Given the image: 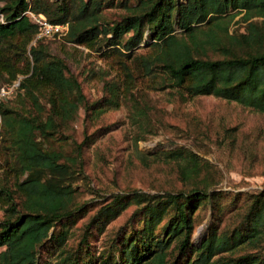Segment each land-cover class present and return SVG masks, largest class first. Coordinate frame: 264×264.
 <instances>
[{
  "label": "trees",
  "instance_id": "obj_1",
  "mask_svg": "<svg viewBox=\"0 0 264 264\" xmlns=\"http://www.w3.org/2000/svg\"><path fill=\"white\" fill-rule=\"evenodd\" d=\"M86 3L89 6L97 0ZM26 10L53 23H67L65 40L75 43L91 46V38L104 30L105 34L110 32L103 35L104 45L129 50L147 35L156 45L153 54L144 58L148 70L157 64L189 96L214 94L264 111V19L262 23L252 19L264 17V0H135L128 13L105 29L94 9L76 14L74 0H4L0 6V73L10 84L18 74H24L17 87L22 88L19 96L28 106L15 109L7 104L8 97H0V128L14 150L17 170L13 186L0 183V206L6 213L0 220V264H37L38 246L56 238L53 227L82 206L73 204L72 188L62 181L69 173L68 164L60 161L61 153L47 148L40 137H47L80 106L88 110L95 104L85 97L77 78L67 75L65 59L54 51L51 41L36 36L39 39L30 43L38 27ZM239 13L240 20L246 22L244 31L228 33L229 21ZM12 45L22 52L12 50ZM27 45L30 58L26 56ZM208 49L219 50L223 56L208 57ZM200 50L203 56L195 53ZM40 96L46 98L47 108ZM191 165L196 166V162ZM215 195L204 187L115 193L98 207L87 225L102 215H116L129 202L138 204L130 219L141 214L143 223L132 227L125 246L119 249L122 263L103 257L94 264L163 263L165 247L174 237H178L179 255L194 248L191 264H264V254L257 252L213 258L236 242L262 241L264 193L253 195L240 231L235 228L231 234H217L211 227L198 245L191 241L194 210L204 201L215 200ZM166 212L172 216L160 237L155 228ZM65 264L82 261L74 255Z\"/></svg>",
  "mask_w": 264,
  "mask_h": 264
},
{
  "label": "rangeland",
  "instance_id": "obj_2",
  "mask_svg": "<svg viewBox=\"0 0 264 264\" xmlns=\"http://www.w3.org/2000/svg\"><path fill=\"white\" fill-rule=\"evenodd\" d=\"M87 1L74 0L76 14L94 9L104 29L128 13L135 2L97 0L89 7ZM3 2L0 0V6ZM240 15L229 21L228 33L244 31L246 22ZM252 19L262 23L264 17ZM103 35L110 32H99L91 38V46L65 40L64 32L44 38L64 57L67 75L77 78L85 97L95 104L88 110L80 106L47 137H40L68 164L69 173L62 181L72 188L73 204L82 206L53 227L56 238L38 246L37 264H65L74 255L82 264H94L103 257L122 263L119 249L125 246L132 227L143 223L141 214L130 219L138 204L129 202L116 215H102L87 224L115 193L133 190L154 193L204 187L214 191L215 200L200 203L193 213L191 241L197 245L211 227L217 234H231L235 228L240 231L253 195L264 193V111L214 94L189 96L157 64L148 70L144 58L153 54L156 45L147 35L129 50H112L104 45ZM39 38L35 35L30 43ZM28 47L26 56L30 58ZM17 49L12 45V50ZM195 53L204 55L203 50ZM206 56L221 57L223 53L208 49ZM4 76L0 73V89L10 84ZM23 76L18 74L14 82ZM21 91L18 86L6 102L24 110L28 103L19 96ZM40 100L47 108L46 98L40 96ZM15 165L14 150L0 128V183L13 186ZM4 216L0 206V220ZM170 216L172 212H166L155 228L160 237ZM164 251L163 263L151 260L148 264H191L195 257L193 247L179 255L178 237ZM250 252L264 254V236L258 244L236 242L213 258Z\"/></svg>",
  "mask_w": 264,
  "mask_h": 264
},
{
  "label": "built area",
  "instance_id": "obj_3",
  "mask_svg": "<svg viewBox=\"0 0 264 264\" xmlns=\"http://www.w3.org/2000/svg\"><path fill=\"white\" fill-rule=\"evenodd\" d=\"M26 14L29 16L30 20L37 24L38 32L36 34L37 37H51L62 34V32L66 33L68 25L67 23H53L50 22L46 17L42 14L34 13L30 10H26ZM18 82H13L6 87H2L0 90V97H8L11 93L14 92L17 87Z\"/></svg>",
  "mask_w": 264,
  "mask_h": 264
}]
</instances>
